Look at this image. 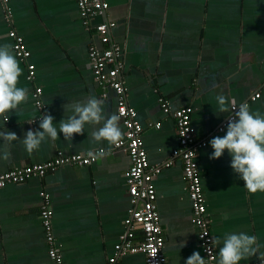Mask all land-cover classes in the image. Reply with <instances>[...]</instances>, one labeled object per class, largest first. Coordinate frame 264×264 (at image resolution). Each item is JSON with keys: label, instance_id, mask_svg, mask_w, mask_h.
<instances>
[{"label": "crops", "instance_id": "obj_1", "mask_svg": "<svg viewBox=\"0 0 264 264\" xmlns=\"http://www.w3.org/2000/svg\"><path fill=\"white\" fill-rule=\"evenodd\" d=\"M108 9L95 17L89 28L81 21L75 0H0V44L12 45L8 32L22 37L30 52L27 62L35 67L33 81L26 78V63L19 87L28 90L26 103L0 117V131H10L19 140L28 130L39 129L38 118L51 114L57 128L65 118L62 105L93 95L104 100L108 114L117 113V97L111 88L95 80L88 48H103L93 26L115 22L112 42L121 49L125 100L142 125L141 139L150 166L163 167L153 179L156 206L164 237L166 264H186L193 252L203 258L191 222L192 209L182 167L171 152L177 146L174 119L169 113L191 108L196 138L206 145L198 151L206 218L214 241L226 233L254 234L262 245L256 256L264 257V193H249L230 167L227 151L212 160L210 140L226 134L219 131L231 114L218 111L215 99L224 95L236 107L246 103L251 112L264 114V0H107ZM40 88L43 111L35 106L34 89ZM259 94L255 100L251 98ZM159 123V127L154 125ZM120 127H124L120 120ZM83 135L65 141L43 142L28 153L17 140L0 159V174L52 159L58 151L81 154L90 147L109 149L107 142L90 145ZM3 142H0L2 146ZM127 153L111 146L109 154L88 166H65L43 178L0 188V264H52L39 217L49 198L52 233L64 264H105L113 257L130 209L125 173ZM139 229L133 243L142 240ZM184 242L185 247L178 245ZM141 253L117 255L115 264H143Z\"/></svg>", "mask_w": 264, "mask_h": 264}, {"label": "built area", "instance_id": "obj_2", "mask_svg": "<svg viewBox=\"0 0 264 264\" xmlns=\"http://www.w3.org/2000/svg\"><path fill=\"white\" fill-rule=\"evenodd\" d=\"M75 3L82 24L86 28L92 26L91 22L95 17L102 16L108 9L107 0H75ZM114 27L115 22L107 21L106 19L93 26L97 39L103 45V48L99 49L95 45H90L88 57L93 76L98 84L105 88H111L116 94L117 113L121 117L124 136L122 142L114 146V148L125 151L130 160V165L125 173L130 209L124 221L125 234L120 237L116 252L119 256L126 253H141L144 257L143 264H166V258L163 254L164 237L156 206L153 179L161 172L163 167H169L171 161L165 163L162 167L150 166L148 163L147 154L141 139L142 125L137 120L136 111L129 107L125 100L126 81L122 76L121 49L111 39V30ZM8 37L12 40L17 59L26 63L27 80L33 81L35 67L27 62L30 58V52L26 49L22 37L13 30L8 32ZM40 95L41 89H34L35 106L42 112L43 104L40 100ZM258 97L259 94H255L251 99L255 100ZM161 108L165 114H170L175 122L177 146L172 150L171 156L178 159L182 167L183 179L191 202V222L198 229L197 239L201 246L203 258L206 264H215V250L209 222L206 218L200 170L197 162L198 151L205 147L206 141L196 138L195 130L191 125L192 111L190 107H183L171 113H169L165 103L161 104ZM232 116H234V111L231 108V114L222 122L218 128L219 131H222L227 126V122ZM159 125V123H156L154 126L157 128ZM95 161L81 154L67 155L58 151L50 160L1 173L0 188L11 183H24L33 177L43 178L61 167L88 166ZM41 196L43 197V202L40 206L39 217L47 245L48 257L52 264H64L52 233L51 220L53 212L49 205V198L45 194H41ZM137 229L142 234V240L133 243L134 231ZM117 255L115 254L109 258L105 264H115ZM250 264H264V257Z\"/></svg>", "mask_w": 264, "mask_h": 264}, {"label": "clouds", "instance_id": "obj_3", "mask_svg": "<svg viewBox=\"0 0 264 264\" xmlns=\"http://www.w3.org/2000/svg\"><path fill=\"white\" fill-rule=\"evenodd\" d=\"M22 73L13 46L0 44V117L8 119L9 114L27 102L28 90L18 86ZM215 99L219 112H228L231 107L234 116L227 122L226 134L210 140L213 152L209 158L219 159L227 151L231 157L230 167L243 181L244 188L251 194L264 193V114L251 112L246 103L237 108L235 100L230 101L222 94ZM62 108L65 118L61 119L58 128L54 117L44 113L38 119L39 129L28 130L23 140H19L13 132L0 131V142H3L0 146V159L10 158L11 153L7 148L13 141L19 140L24 149L32 153L48 139L56 141L61 133L65 141H72L74 135L85 133L86 126L93 129L87 134L90 145L102 142L109 145L108 150L90 147L81 153L88 159H103L109 154L111 146L122 142L124 133L120 127L121 117L118 113H106L103 99L90 95L83 101L64 104ZM214 243L222 245L215 264H240L256 256L262 246L254 234L245 232L226 233L222 240L217 238ZM185 246L184 242L178 245L179 248ZM186 264H206V261L198 252H193Z\"/></svg>", "mask_w": 264, "mask_h": 264}, {"label": "trees", "instance_id": "obj_4", "mask_svg": "<svg viewBox=\"0 0 264 264\" xmlns=\"http://www.w3.org/2000/svg\"><path fill=\"white\" fill-rule=\"evenodd\" d=\"M140 233V232H139ZM141 234V233H140ZM142 236V235H141Z\"/></svg>", "mask_w": 264, "mask_h": 264}, {"label": "water", "instance_id": "obj_5", "mask_svg": "<svg viewBox=\"0 0 264 264\" xmlns=\"http://www.w3.org/2000/svg\"><path fill=\"white\" fill-rule=\"evenodd\" d=\"M105 14V13H104Z\"/></svg>", "mask_w": 264, "mask_h": 264}]
</instances>
